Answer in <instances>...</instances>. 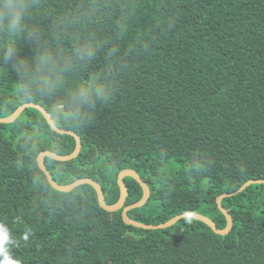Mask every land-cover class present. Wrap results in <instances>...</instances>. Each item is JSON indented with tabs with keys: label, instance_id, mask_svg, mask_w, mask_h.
I'll return each mask as SVG.
<instances>
[{
	"label": "trees",
	"instance_id": "obj_1",
	"mask_svg": "<svg viewBox=\"0 0 264 264\" xmlns=\"http://www.w3.org/2000/svg\"><path fill=\"white\" fill-rule=\"evenodd\" d=\"M51 11L76 0H46ZM100 24L115 50L116 90L83 129L57 119L44 101H24L12 73L0 71V120L26 104L42 107L57 129L80 138L78 157L43 159L60 187L89 179L107 207L120 200L118 175L132 170L150 199L128 218L159 226L182 214L210 219L224 231L183 219L145 231L109 213L93 187L55 191L40 154L69 157L76 140L25 110L0 124V264H264V0H101ZM25 46L22 55L31 54ZM104 63L103 55L99 57ZM36 134L35 150L23 138ZM124 207L142 189L124 178Z\"/></svg>",
	"mask_w": 264,
	"mask_h": 264
},
{
	"label": "clouds",
	"instance_id": "obj_2",
	"mask_svg": "<svg viewBox=\"0 0 264 264\" xmlns=\"http://www.w3.org/2000/svg\"><path fill=\"white\" fill-rule=\"evenodd\" d=\"M103 16L101 0L57 11L46 0H0V71L14 75L22 100L44 101L57 119L85 128L116 90V52L101 34ZM25 46L31 54H21ZM23 144L35 150L36 134Z\"/></svg>",
	"mask_w": 264,
	"mask_h": 264
},
{
	"label": "water",
	"instance_id": "obj_3",
	"mask_svg": "<svg viewBox=\"0 0 264 264\" xmlns=\"http://www.w3.org/2000/svg\"><path fill=\"white\" fill-rule=\"evenodd\" d=\"M28 109H35V110L39 111L43 115V117L45 118V120H46L47 124L49 125V127L51 128V130L54 131L56 134L68 135V136L73 137L76 140V144H77L76 150L69 157H60V156H56L54 154H51L49 152H46V153L40 154V156L38 158V166H39L40 170L44 173V175L47 178L48 183L50 184V186L55 191L60 192V193H70L73 190H75L77 187H80L83 185H89V186L94 188V190L97 194L99 206L103 210H105L109 213H115V212L122 210V220L126 225H129V226H132V227H135L138 229H142L145 231L166 230L168 228L173 227L174 225H176L179 221H181L183 219H192V220H196V221H199V222L205 224L207 227H209L214 232V234H216L218 236L225 237L231 232L233 221H232L231 216L221 206V201L225 198L232 197L235 194L223 195L217 199L218 209L224 215V217L226 218V221H227L226 229L224 231H220L217 229L215 224L210 219H208L204 216H201L198 214H192V213L182 214L180 216H177V217L171 219L170 221L166 222L165 224H162L159 226L143 225V224H140V223H137V222L130 220L128 218V213L130 211L137 210V209L144 207L147 204L148 200L150 199V190H149L148 186L140 179V177L137 175V173H135L132 170H125L118 175V184L120 187L121 195H120L119 202L113 207H107L105 205L103 191H102L101 187L97 183H95L89 179L80 180V181L75 182L74 184H72L68 187L58 186L52 180L51 176L49 175V172L43 166V159L44 158H50L56 162H68V161H72V160L76 159L78 157L80 151H81V148H82L80 138L72 132H65V131L57 129L55 127L54 122H53L52 118L50 117V115L42 107L34 105V104H26V105L18 108L17 111L11 117H9L7 119L0 120V124H12V123H14L20 117V115L25 110H28ZM126 177L133 178L137 182V184L140 186V188L142 189V192H143L142 199L137 204L131 205L129 207H124L125 202H126L127 197H128L127 188H126L125 183H124V178H126ZM252 185H264V181H250V182L246 183L245 185H243L242 188H240L236 194L242 193L244 190H246L247 188H249Z\"/></svg>",
	"mask_w": 264,
	"mask_h": 264
},
{
	"label": "snow or ice",
	"instance_id": "obj_4",
	"mask_svg": "<svg viewBox=\"0 0 264 264\" xmlns=\"http://www.w3.org/2000/svg\"><path fill=\"white\" fill-rule=\"evenodd\" d=\"M3 239H5V237H3V236H0V240H3Z\"/></svg>",
	"mask_w": 264,
	"mask_h": 264
}]
</instances>
